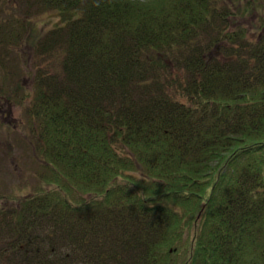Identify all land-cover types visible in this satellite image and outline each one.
Segmentation results:
<instances>
[{"label":"trees","instance_id":"16d2710c","mask_svg":"<svg viewBox=\"0 0 264 264\" xmlns=\"http://www.w3.org/2000/svg\"><path fill=\"white\" fill-rule=\"evenodd\" d=\"M26 1L61 21L23 19L42 171L0 261L264 264V0Z\"/></svg>","mask_w":264,"mask_h":264},{"label":"rangeland","instance_id":"374dc122","mask_svg":"<svg viewBox=\"0 0 264 264\" xmlns=\"http://www.w3.org/2000/svg\"><path fill=\"white\" fill-rule=\"evenodd\" d=\"M26 2L0 0V24L12 28L2 36L4 40L0 37V204L2 195H30L40 185L38 174L42 171L31 142L35 123L29 107L35 95V65L42 64L43 57L34 53L35 48L26 40L32 32L27 33L23 19L29 11L30 18L45 31L60 22L61 16L38 6L29 9ZM13 17L19 19L17 25Z\"/></svg>","mask_w":264,"mask_h":264}]
</instances>
